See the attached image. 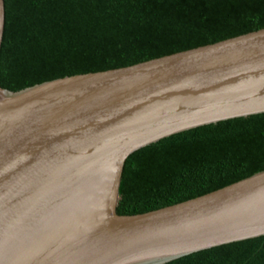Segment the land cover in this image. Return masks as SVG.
<instances>
[{
	"label": "water",
	"instance_id": "water-1",
	"mask_svg": "<svg viewBox=\"0 0 264 264\" xmlns=\"http://www.w3.org/2000/svg\"><path fill=\"white\" fill-rule=\"evenodd\" d=\"M5 24L0 0V48ZM264 113V28L131 65L0 85V264H166L264 236V170L149 212H117L127 157Z\"/></svg>",
	"mask_w": 264,
	"mask_h": 264
},
{
	"label": "trees",
	"instance_id": "trees-1",
	"mask_svg": "<svg viewBox=\"0 0 264 264\" xmlns=\"http://www.w3.org/2000/svg\"><path fill=\"white\" fill-rule=\"evenodd\" d=\"M0 85L131 65L264 28V0H4ZM264 170V113L172 135L131 153L117 212H149ZM166 264H264V236Z\"/></svg>",
	"mask_w": 264,
	"mask_h": 264
}]
</instances>
